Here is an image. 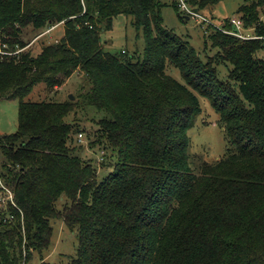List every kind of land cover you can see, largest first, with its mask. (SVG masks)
<instances>
[{"label":"trees","instance_id":"16d2710c","mask_svg":"<svg viewBox=\"0 0 264 264\" xmlns=\"http://www.w3.org/2000/svg\"><path fill=\"white\" fill-rule=\"evenodd\" d=\"M220 1L188 0L201 11ZM165 5L0 0V99H19L16 132L0 135L17 204H0V264H26L35 253L43 260L57 219L78 231L70 264H264V42L213 28L206 37L217 54L204 60L163 26ZM263 8L264 0H245L238 11L256 35H264ZM120 15L143 31L142 55L106 49L102 32ZM62 22L64 34L39 54L8 53L29 44L27 27ZM76 72L83 84L74 99L26 100L37 83L57 89ZM198 94L220 114L233 148L196 173L188 132L202 111ZM87 119L103 166L114 160L100 175L74 143Z\"/></svg>","mask_w":264,"mask_h":264},{"label":"rangeland","instance_id":"374dc122","mask_svg":"<svg viewBox=\"0 0 264 264\" xmlns=\"http://www.w3.org/2000/svg\"><path fill=\"white\" fill-rule=\"evenodd\" d=\"M166 5L162 8L163 26L173 30L178 35L188 39L190 43L195 46L202 55L204 60L208 57H214L217 54V49L212 47L211 43L206 37L211 31L219 28L207 27L200 24L192 17H182L173 6V2L178 0H161ZM245 0H222L216 5L201 11L203 14L209 16L219 26H223L221 22L223 19L232 17H240L239 9ZM184 16V14H183ZM262 22L264 21V8L261 12ZM226 29H232L229 25H225ZM254 28H248L245 33H253ZM42 30H37L32 26L25 29L24 38L28 40L34 39V36L39 34ZM223 32V31H222ZM64 33V27L60 26L55 31H51L41 36L29 46V50L37 55L41 51V46L44 40L50 41L54 37L59 39ZM57 37V38H56ZM103 43L107 50L121 54L123 50L127 54L142 55L144 50V35L142 30H138L132 23V17L120 15L114 19L113 29L102 32ZM54 40V39H53ZM31 41V42H32ZM221 79H226L228 76L227 64L220 63L218 65ZM167 72L174 76L177 80L184 82L182 74L174 66L169 65ZM83 84V78L78 72L69 77L61 87L57 89H50L45 82L37 83L26 100L42 101L55 100L64 101L70 98V95L77 94L78 90ZM202 111L197 116L194 126L189 130L190 137V165L194 172L199 173L200 167L204 162L213 163L224 156L228 147H232L229 143L227 135L224 130L221 116L212 107L210 100L199 95ZM19 117V99H0V135H6L16 132L18 128ZM80 130L83 132L82 140H79L77 135L74 136V143L77 147H81L80 154L88 160H91L97 167V174H101L104 168L113 159L106 158L103 166L102 150L100 145H93L92 141L97 139V126L94 122L88 119L80 122ZM92 144V145H91ZM112 169L110 167L105 173ZM102 177V176H101ZM66 201H61L58 207H62ZM53 236L50 250L46 252L43 260L38 253H35L33 258L26 264H70L72 257L76 255L78 248V231L70 230L62 219H57L53 223Z\"/></svg>","mask_w":264,"mask_h":264},{"label":"built area","instance_id":"2783aa9c","mask_svg":"<svg viewBox=\"0 0 264 264\" xmlns=\"http://www.w3.org/2000/svg\"><path fill=\"white\" fill-rule=\"evenodd\" d=\"M178 5L184 15H186L188 18L192 17L196 21H198L200 24L206 25L207 27H216L222 30L224 33L235 35L241 39L249 40V39H260L264 42V35H256L253 33H245L247 30L244 27V21L240 17H232L229 19H223L221 22L223 23V26H219L216 23H214V20L211 19L209 16L203 14L201 10L194 9L188 2V0H178ZM63 23V22H62ZM225 25L232 26V29H226L224 28ZM55 26L49 27L46 31L38 35L33 39L32 42H30L26 47L19 48L15 52H8L9 54H17L20 51H26L29 50V46L38 40L41 36L45 35L46 33H49ZM3 52V51H0ZM261 55L264 57V46L261 50ZM79 140H82L83 133H79L78 135ZM0 204L1 205H8L11 204L15 207H17L16 201H15V193L13 189L6 183L1 165H0Z\"/></svg>","mask_w":264,"mask_h":264},{"label":"crops","instance_id":"0c3cea01","mask_svg":"<svg viewBox=\"0 0 264 264\" xmlns=\"http://www.w3.org/2000/svg\"><path fill=\"white\" fill-rule=\"evenodd\" d=\"M55 27L51 30V31H55L58 27H60V26H63L64 27V32H65V26H64V23H59V24H56V25H54ZM47 29L45 28V29H42V31L41 32H43V31H46ZM50 31V32H51ZM40 32V33H41ZM64 34V33H63ZM38 35V34H37ZM36 36V35H35ZM34 36V37H35ZM44 37V36H43ZM43 37H41V38H43ZM57 38V37H56ZM52 40L53 39H55L54 37H52L51 38ZM27 41H29V43L32 41V40H28V39H26ZM45 41V40H44ZM44 41L43 42H41L42 43V45L44 44ZM41 50H42V46H41ZM40 53V52H39Z\"/></svg>","mask_w":264,"mask_h":264},{"label":"water","instance_id":"95a60500","mask_svg":"<svg viewBox=\"0 0 264 264\" xmlns=\"http://www.w3.org/2000/svg\"><path fill=\"white\" fill-rule=\"evenodd\" d=\"M70 99H74V95H70Z\"/></svg>","mask_w":264,"mask_h":264}]
</instances>
